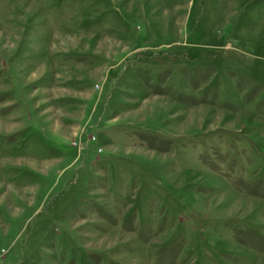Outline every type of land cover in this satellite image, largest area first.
Segmentation results:
<instances>
[{
    "label": "rangeland",
    "instance_id": "obj_1",
    "mask_svg": "<svg viewBox=\"0 0 264 264\" xmlns=\"http://www.w3.org/2000/svg\"><path fill=\"white\" fill-rule=\"evenodd\" d=\"M0 264H264V0H0Z\"/></svg>",
    "mask_w": 264,
    "mask_h": 264
}]
</instances>
